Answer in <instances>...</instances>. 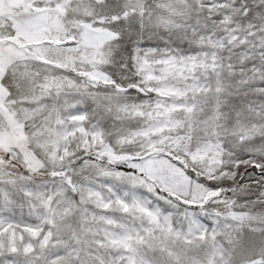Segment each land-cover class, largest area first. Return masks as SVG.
<instances>
[{
  "label": "snow or ice",
  "instance_id": "6c2138e0",
  "mask_svg": "<svg viewBox=\"0 0 264 264\" xmlns=\"http://www.w3.org/2000/svg\"><path fill=\"white\" fill-rule=\"evenodd\" d=\"M0 264H264V0H0Z\"/></svg>",
  "mask_w": 264,
  "mask_h": 264
}]
</instances>
